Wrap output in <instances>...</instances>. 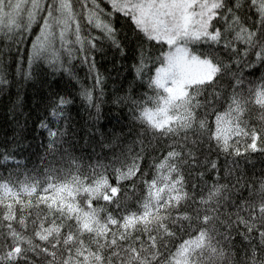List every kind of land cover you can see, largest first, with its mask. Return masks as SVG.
<instances>
[{"label": "trees", "instance_id": "obj_1", "mask_svg": "<svg viewBox=\"0 0 264 264\" xmlns=\"http://www.w3.org/2000/svg\"><path fill=\"white\" fill-rule=\"evenodd\" d=\"M0 264H264V0H0Z\"/></svg>", "mask_w": 264, "mask_h": 264}, {"label": "rangeland", "instance_id": "obj_2", "mask_svg": "<svg viewBox=\"0 0 264 264\" xmlns=\"http://www.w3.org/2000/svg\"><path fill=\"white\" fill-rule=\"evenodd\" d=\"M162 10L153 9L149 10V16H147L153 23L156 24L157 29L168 33V39L172 40L175 45L174 54L169 59V62L161 69L159 75V82L167 90L166 103H169L177 98H180L184 94V86L195 81H204L213 75L214 69L210 66L208 61L198 60L196 58H189L187 52L183 48L181 43L184 36L194 35L196 37L201 36V30L199 27V22H192V14L186 12L183 16L182 28L183 31L178 30L181 28V22L179 18L175 16L174 13L165 5H160ZM167 21L174 22L173 26L175 30L168 28L166 26ZM188 24L191 26L195 25V28L189 30ZM188 29V31H187ZM166 107L160 112L154 114L153 123L157 125H163L166 123ZM10 195H15L11 190L7 191ZM60 193V194H58ZM64 194L71 195L72 191L67 187H62L57 190V195L62 196Z\"/></svg>", "mask_w": 264, "mask_h": 264}, {"label": "bare ground", "instance_id": "obj_3", "mask_svg": "<svg viewBox=\"0 0 264 264\" xmlns=\"http://www.w3.org/2000/svg\"><path fill=\"white\" fill-rule=\"evenodd\" d=\"M195 83H199V84H201V83H203V82H202V81H200V82L195 81L194 84H195ZM256 99L258 100V102H260V101L262 100V96H261V95H257Z\"/></svg>", "mask_w": 264, "mask_h": 264}]
</instances>
